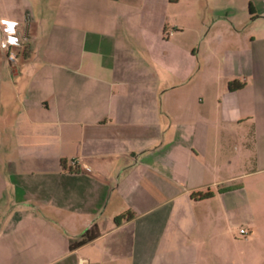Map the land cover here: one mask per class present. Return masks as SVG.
Returning <instances> with one entry per match:
<instances>
[{
    "label": "crops",
    "instance_id": "1",
    "mask_svg": "<svg viewBox=\"0 0 264 264\" xmlns=\"http://www.w3.org/2000/svg\"><path fill=\"white\" fill-rule=\"evenodd\" d=\"M0 19L24 38L0 51V264H264V226L225 236L246 193L225 184L264 178V0H0Z\"/></svg>",
    "mask_w": 264,
    "mask_h": 264
},
{
    "label": "rangeland",
    "instance_id": "2",
    "mask_svg": "<svg viewBox=\"0 0 264 264\" xmlns=\"http://www.w3.org/2000/svg\"><path fill=\"white\" fill-rule=\"evenodd\" d=\"M241 1L243 0H231L232 7H235L237 9V15H238V11L240 10ZM204 31L205 30H203V32ZM247 31H249V28L244 30V32H247ZM231 38L232 40L234 39L233 35ZM209 61H210V64L208 65L206 70H203L204 71L203 73H204V76L212 78L216 75L218 71V68L216 67L217 58L215 59L210 58ZM246 166L247 168L251 167L249 163ZM242 183L245 184L246 193L244 195L242 193L235 194L236 196L233 195L232 199H233V202L235 203V210H233V213L231 215L232 223L229 226L230 227L228 231L229 233L228 234L225 233V236H229L230 238L231 249L234 248L233 242L243 241V239H246L249 236L248 234L246 236H242L238 233V230L240 228L246 230V222L253 221V223L256 224L259 228L261 227L260 233H261L262 226H264V216L260 214L257 208L254 206V204H252V201H254L253 190L255 189L256 186L262 185L264 187V178H262V180L260 178L257 180V177L253 176L251 178H247L242 181H239V180L231 181L225 185L230 187L231 190H233V189H236ZM213 235L218 236L219 233L215 231Z\"/></svg>",
    "mask_w": 264,
    "mask_h": 264
},
{
    "label": "built area",
    "instance_id": "3",
    "mask_svg": "<svg viewBox=\"0 0 264 264\" xmlns=\"http://www.w3.org/2000/svg\"><path fill=\"white\" fill-rule=\"evenodd\" d=\"M7 22V23H5ZM9 28L11 30L9 31ZM15 41L12 43L11 41ZM24 38L21 36L17 22L0 19V51L3 53L6 61L15 62ZM73 165L74 163L71 162ZM238 233L246 236L248 232L245 229H239Z\"/></svg>",
    "mask_w": 264,
    "mask_h": 264
},
{
    "label": "trees",
    "instance_id": "4",
    "mask_svg": "<svg viewBox=\"0 0 264 264\" xmlns=\"http://www.w3.org/2000/svg\"><path fill=\"white\" fill-rule=\"evenodd\" d=\"M176 1L177 0H168V2H170V3H175ZM240 87H241V85L236 83V82H234V81L233 82H229L227 84V89L229 91L236 90V89H238ZM209 196H210L209 193H204L203 195L192 194L191 197L194 198V199H204V198H207ZM129 218H130V216L127 215V214L126 215H120V216H117V217H115L113 219V223H114L115 226H118V225H120V223L124 219H129ZM97 236H98V232H97V230L94 227H92V228H90L88 230H85L84 232L81 233L80 238L77 241L72 242V243L69 244L68 249L69 250H74V249H76V248H78V247H80V246H82V245L94 240Z\"/></svg>",
    "mask_w": 264,
    "mask_h": 264
},
{
    "label": "snow or ice",
    "instance_id": "5",
    "mask_svg": "<svg viewBox=\"0 0 264 264\" xmlns=\"http://www.w3.org/2000/svg\"><path fill=\"white\" fill-rule=\"evenodd\" d=\"M5 23H7V22H5ZM11 30V28H9V31ZM12 43H15V41L13 40V41H11Z\"/></svg>",
    "mask_w": 264,
    "mask_h": 264
}]
</instances>
